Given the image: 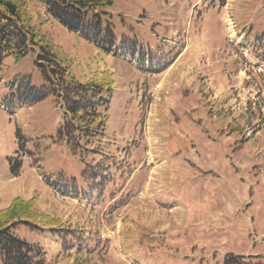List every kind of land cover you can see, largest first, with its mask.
Wrapping results in <instances>:
<instances>
[{
  "label": "rangeland",
  "instance_id": "rangeland-1",
  "mask_svg": "<svg viewBox=\"0 0 264 264\" xmlns=\"http://www.w3.org/2000/svg\"><path fill=\"white\" fill-rule=\"evenodd\" d=\"M29 6L75 77L110 89L103 139L73 152L59 101L5 109L23 78L45 84L37 49L3 62L0 209L35 198L51 224L14 233L44 264H264V0H113L122 56Z\"/></svg>",
  "mask_w": 264,
  "mask_h": 264
},
{
  "label": "trees",
  "instance_id": "trees-1",
  "mask_svg": "<svg viewBox=\"0 0 264 264\" xmlns=\"http://www.w3.org/2000/svg\"><path fill=\"white\" fill-rule=\"evenodd\" d=\"M30 3L40 5L60 26L100 52L122 56L126 52L115 45L116 36L106 18L105 8L110 7L113 0H0V67L8 58L18 64L37 49L35 64L45 82L37 87L23 78L10 92L12 104L5 109L14 108L13 104L31 107L47 97L59 101L64 121L56 135L64 136L75 152L79 140L89 138L84 144L91 146L103 139L105 127L100 109L106 107L110 84L97 78L82 83L75 77L66 53L37 30L35 25L40 14L32 10ZM131 50L130 55H133L134 49ZM14 168L15 165L11 167L12 174H16L18 166L16 170ZM54 182L50 183L52 188L62 195H70L69 191L55 185L57 181ZM42 216L36 208L35 198L24 201L17 197L7 208L0 209V264H44L41 248L14 233L20 224L42 231L43 226L51 225L37 223L38 220L47 222ZM242 258V255L228 253L222 264H243Z\"/></svg>",
  "mask_w": 264,
  "mask_h": 264
}]
</instances>
